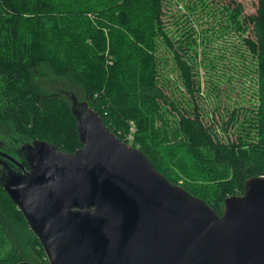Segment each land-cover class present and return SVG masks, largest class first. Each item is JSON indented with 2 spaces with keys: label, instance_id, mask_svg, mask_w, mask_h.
<instances>
[{
  "label": "trees",
  "instance_id": "obj_1",
  "mask_svg": "<svg viewBox=\"0 0 264 264\" xmlns=\"http://www.w3.org/2000/svg\"><path fill=\"white\" fill-rule=\"evenodd\" d=\"M165 2L0 0V124L21 137V144L41 140L65 152L80 147L71 101L59 90H43L35 79L36 70L46 65L55 77L65 78L64 89L80 99L66 78L78 81L83 100L104 124L139 148L170 182L181 184L221 214L225 197L243 193L247 178L264 176V0H256L255 11L248 14L236 2L228 7L238 29L243 24L248 29L244 44L257 57L261 91L256 106L242 112L232 109L222 125H207L201 107L183 95L194 99L202 88L192 59L183 55L188 44L165 31ZM159 43L170 51L171 63L160 56ZM164 66L176 72L179 84ZM163 112L184 136L194 170L191 178H175L159 142L143 130L142 123ZM230 129L233 137L220 134ZM18 231L36 256L33 264H48L39 240L0 185V264L25 260Z\"/></svg>",
  "mask_w": 264,
  "mask_h": 264
},
{
  "label": "water",
  "instance_id": "obj_2",
  "mask_svg": "<svg viewBox=\"0 0 264 264\" xmlns=\"http://www.w3.org/2000/svg\"><path fill=\"white\" fill-rule=\"evenodd\" d=\"M80 147L0 142V185L48 264H264V176L224 198L221 214L170 182L87 101L59 90ZM18 264H33L23 260Z\"/></svg>",
  "mask_w": 264,
  "mask_h": 264
},
{
  "label": "rangeland",
  "instance_id": "obj_3",
  "mask_svg": "<svg viewBox=\"0 0 264 264\" xmlns=\"http://www.w3.org/2000/svg\"><path fill=\"white\" fill-rule=\"evenodd\" d=\"M233 2L241 5L244 14L255 11L256 0H166L164 5L165 31L170 37L176 40L180 38L188 44L183 55L192 59L195 78L202 88L194 99L189 94L183 95L197 102L207 125H213V121L222 125L228 121L232 109L237 108L242 112L244 108L259 103L261 90H258L257 57L244 44V37L248 36L247 27L243 24L238 29V24L229 15L228 7ZM160 46L159 43L160 56L171 63L170 51ZM171 68L164 66L162 70L175 85L179 84L176 72ZM35 79L43 90H66L61 81L65 78L55 77L46 65L36 70ZM68 80L78 90L80 100H83V86L78 81L66 78ZM211 86L225 90H210ZM133 127L132 124L131 129ZM142 127L149 137L159 142L160 152L171 166L175 178H191L194 171L192 160L174 119L164 112L163 115L154 113L142 123ZM220 134L224 138L234 136L231 129L228 134L220 130ZM22 140L8 125L4 127L0 124V142L6 144L9 150L18 148ZM195 180L199 184L206 183L202 178ZM18 235L23 244V258L31 263L38 262L33 251L25 245L27 237L21 231H18Z\"/></svg>",
  "mask_w": 264,
  "mask_h": 264
},
{
  "label": "built area",
  "instance_id": "obj_4",
  "mask_svg": "<svg viewBox=\"0 0 264 264\" xmlns=\"http://www.w3.org/2000/svg\"><path fill=\"white\" fill-rule=\"evenodd\" d=\"M133 130V129H132Z\"/></svg>",
  "mask_w": 264,
  "mask_h": 264
}]
</instances>
